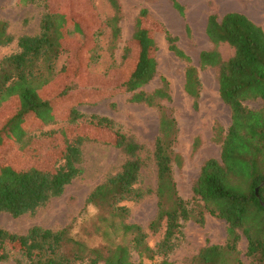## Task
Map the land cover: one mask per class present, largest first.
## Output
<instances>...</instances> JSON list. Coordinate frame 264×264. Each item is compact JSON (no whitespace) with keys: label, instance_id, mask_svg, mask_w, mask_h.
Masks as SVG:
<instances>
[{"label":"trees","instance_id":"trees-1","mask_svg":"<svg viewBox=\"0 0 264 264\" xmlns=\"http://www.w3.org/2000/svg\"><path fill=\"white\" fill-rule=\"evenodd\" d=\"M107 1L114 15L103 21V25L110 31V49L114 51L122 34V5L120 0ZM20 3L24 6L40 4L45 11L39 33L19 37V51L0 62V108L11 100L18 102L0 130V146L8 140L20 152H27L36 142L26 128L29 121L54 123L60 117L56 101L67 96L73 88L86 84L85 69H78L77 82L59 94L53 88L63 79L57 64L67 51L64 43L68 38L83 43L86 35L69 10L52 11L46 0H20ZM174 5L183 12L177 2ZM147 15V10H143L135 21L133 40L137 52L129 47L125 50L123 62L128 65L123 69L124 81L119 90L133 93V102L160 110L159 136L153 152H149V156L145 154L144 158L146 147L122 133L109 118L86 116L77 106L69 110L66 117L70 125L83 122L114 133L115 146L125 156V162L119 172L91 192L87 204L105 210L108 217L102 219L109 228L115 229L118 224L116 230L121 231L124 238L110 246L92 248L70 236L67 229L52 231L33 226L26 234L17 235L0 228V261L14 257V264H133L131 254L135 251L141 263L147 259L156 264H173L169 257L179 245L184 225L193 220L204 226L210 215L227 224V242L224 246L202 249L198 256L200 264H264V30L238 12H230L221 19L216 14L208 18L206 34L213 47L200 54L199 65L201 69L216 70L220 98L230 109L232 123L228 131L216 128L215 139L222 146L221 158L204 163L193 185V202H190L179 195L174 179L175 165L181 166V158L173 148L178 129L176 121L161 105V101L170 100L169 86L163 80V86L151 94L139 91L158 72L155 34L144 24ZM101 33L99 30L96 35ZM166 36L170 50L188 63L185 90L197 107L201 93L198 67L178 47L176 37L169 32ZM97 38L90 50L89 62L99 58ZM14 41L9 24L0 21V47ZM224 44L235 50L228 60L219 49ZM249 101H260L262 105L259 109H251L245 104ZM95 141L92 137L77 135L66 143L54 168L30 165L19 169L11 164L0 165V215L7 213L19 218L34 214L51 200L61 197L66 187L83 173L84 144ZM148 159L156 167L155 189L141 185ZM152 195L157 198L158 210L148 229L154 235L163 230L162 239L153 248L148 246L149 234L143 227L125 223L130 211L121 206L124 202H140ZM242 237L248 242L249 263L242 260L238 249ZM10 244H17L19 250L15 252L8 246Z\"/></svg>","mask_w":264,"mask_h":264},{"label":"rangeland","instance_id":"rangeland-1","mask_svg":"<svg viewBox=\"0 0 264 264\" xmlns=\"http://www.w3.org/2000/svg\"><path fill=\"white\" fill-rule=\"evenodd\" d=\"M52 11L69 10L72 19L80 24L86 35L85 44L74 38L64 43L66 52L58 61L57 70L63 79L53 88L56 94L68 85L74 84L78 69H85L86 84L73 88L66 96L55 103L57 115L54 123L44 124L30 120L26 128L29 135L36 138L33 148L20 152L17 146L6 141L0 146V165L11 164L19 169L30 165L54 168L63 154L66 143L77 135L89 136L95 142H86L83 146L81 167L82 175L77 177L65 189L64 194L51 200L47 206L34 214L14 218L10 214L0 215V228L12 234H26L33 226H40L52 231L67 229L70 236L82 240L89 247L101 248L121 241V231L109 228L102 218L108 217L105 210L87 204L91 192L108 177L120 171L125 156L116 148L114 133L88 125H70L67 122L68 111L73 107L86 116H102L111 119L122 133L133 137L144 145L147 156L154 150L159 136L160 110L143 103L132 101L133 93L119 90L124 81L123 69L128 65L123 62L126 48L137 52L133 40L135 21L143 10L148 15L145 26L154 32L157 44L158 72L156 77L139 91L153 93L161 88L165 80L169 86L170 100L161 101L164 112L177 124V137L174 151L181 158V166L175 165L174 179L179 195L186 201L193 202V185L198 179L204 163L209 159L221 158L222 146L216 141V128L225 131L231 126V112L221 100L217 72L215 69L200 68V54L212 49L213 45L206 34L208 18L216 14L220 19L230 12L246 15L264 30V0H120L122 5V34L114 51H111L110 31L103 21L114 15L107 0H46ZM177 2L181 13L174 5ZM40 4L24 6L20 0H0V21L9 24V32L15 41L6 47H0V62L6 56L19 51L17 41L23 35H36L40 31V21L44 14ZM101 30L100 35H96ZM177 38L178 47L198 67L201 80V93L197 107L194 99L185 90V73L187 61L178 58L169 48L166 33ZM98 38H97V37ZM97 38L99 58L89 62V53ZM82 46H85L82 48ZM225 60L233 57L235 50L227 45L220 46ZM134 64V61L131 62ZM70 68L73 71H68ZM18 102L11 100L0 108V130L4 127L16 109ZM251 109H259L262 103L249 101L245 103ZM84 121V120H83ZM147 154V155H145ZM149 156V155H148ZM157 183L156 167L153 161L147 160L143 170L141 185L155 189ZM121 206L129 209L126 224L143 227L149 234L148 246L155 245L162 239L163 230L154 235L149 224L157 214V198L152 195L140 202H124ZM227 224L225 221L208 215L204 226L195 221L187 222L182 230L177 249L169 260L173 264H200L198 256L208 246H224L227 242ZM19 250L17 244L8 245ZM248 242L245 237L238 244L241 258L249 263L246 256ZM1 251V250H0ZM14 257L0 264H14ZM133 264H156V261L145 259L141 263L138 253L132 251ZM85 264V263H83ZM99 264H104L103 262Z\"/></svg>","mask_w":264,"mask_h":264},{"label":"water","instance_id":"water-1","mask_svg":"<svg viewBox=\"0 0 264 264\" xmlns=\"http://www.w3.org/2000/svg\"><path fill=\"white\" fill-rule=\"evenodd\" d=\"M263 185H264V183H263Z\"/></svg>","mask_w":264,"mask_h":264}]
</instances>
